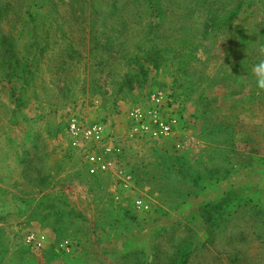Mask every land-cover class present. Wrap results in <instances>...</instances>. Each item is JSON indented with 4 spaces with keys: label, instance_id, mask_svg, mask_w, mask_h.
Returning <instances> with one entry per match:
<instances>
[{
    "label": "rangeland",
    "instance_id": "1",
    "mask_svg": "<svg viewBox=\"0 0 264 264\" xmlns=\"http://www.w3.org/2000/svg\"><path fill=\"white\" fill-rule=\"evenodd\" d=\"M262 58L264 0H0V264H264Z\"/></svg>",
    "mask_w": 264,
    "mask_h": 264
},
{
    "label": "built area",
    "instance_id": "2",
    "mask_svg": "<svg viewBox=\"0 0 264 264\" xmlns=\"http://www.w3.org/2000/svg\"><path fill=\"white\" fill-rule=\"evenodd\" d=\"M147 106H134L128 110V121L135 131L140 136H146L154 139L164 138L171 134L176 127L177 118L174 114L165 112L167 96L163 91L154 90L148 95ZM168 115V116H167ZM70 135L72 136L73 144H77L78 138L88 141L99 142L103 140V127L99 123H91L85 127L78 124L76 121H71L68 124ZM101 154L91 152L86 155V160L89 164V172L96 173L105 171L111 164L110 160L105 159V154L113 153L116 148L112 144H104ZM134 206L147 209L142 199H137Z\"/></svg>",
    "mask_w": 264,
    "mask_h": 264
},
{
    "label": "clouds",
    "instance_id": "3",
    "mask_svg": "<svg viewBox=\"0 0 264 264\" xmlns=\"http://www.w3.org/2000/svg\"><path fill=\"white\" fill-rule=\"evenodd\" d=\"M255 86L258 91H264V58L253 66Z\"/></svg>",
    "mask_w": 264,
    "mask_h": 264
},
{
    "label": "trees",
    "instance_id": "4",
    "mask_svg": "<svg viewBox=\"0 0 264 264\" xmlns=\"http://www.w3.org/2000/svg\"><path fill=\"white\" fill-rule=\"evenodd\" d=\"M192 252H193L192 249H189V250H187L185 252L183 250L180 251V255L178 257V260H179L178 264H188L190 259H191V256H192Z\"/></svg>",
    "mask_w": 264,
    "mask_h": 264
},
{
    "label": "crops",
    "instance_id": "5",
    "mask_svg": "<svg viewBox=\"0 0 264 264\" xmlns=\"http://www.w3.org/2000/svg\"><path fill=\"white\" fill-rule=\"evenodd\" d=\"M127 115H128V113H127ZM128 119V118H127ZM125 128V127H124ZM125 130V129H124ZM130 132H131V130H130ZM181 210H183L184 212H186V214H196V211H197V208L196 207H184L183 209H181Z\"/></svg>",
    "mask_w": 264,
    "mask_h": 264
}]
</instances>
